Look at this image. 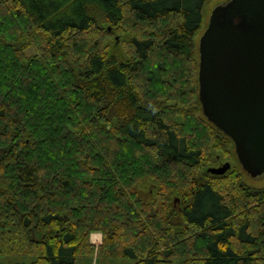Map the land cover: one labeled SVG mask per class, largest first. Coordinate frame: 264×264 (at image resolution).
<instances>
[{
    "label": "trees",
    "instance_id": "obj_1",
    "mask_svg": "<svg viewBox=\"0 0 264 264\" xmlns=\"http://www.w3.org/2000/svg\"><path fill=\"white\" fill-rule=\"evenodd\" d=\"M209 1L0 0L3 264H264V187L202 173L235 146L198 114Z\"/></svg>",
    "mask_w": 264,
    "mask_h": 264
},
{
    "label": "water",
    "instance_id": "obj_2",
    "mask_svg": "<svg viewBox=\"0 0 264 264\" xmlns=\"http://www.w3.org/2000/svg\"><path fill=\"white\" fill-rule=\"evenodd\" d=\"M203 113L232 138L245 171L264 173V0L217 5L199 41ZM227 163L210 171L223 174Z\"/></svg>",
    "mask_w": 264,
    "mask_h": 264
},
{
    "label": "rangeland",
    "instance_id": "obj_3",
    "mask_svg": "<svg viewBox=\"0 0 264 264\" xmlns=\"http://www.w3.org/2000/svg\"><path fill=\"white\" fill-rule=\"evenodd\" d=\"M227 1L228 0H210L205 5L203 29L196 36L197 46H199L200 37L208 25L210 15H211L213 9L217 5L226 3ZM165 24H167V23H165ZM105 27L108 28L109 30H111L110 26L105 25ZM113 30H114L113 37H108V38L106 37L105 38V45L108 46L107 50L111 54H116L119 57H127L129 54H128V46H127L126 41H128L131 38L130 37L131 33L126 32V31H120V29H117V28H114ZM27 53L29 56H34L37 53V51L33 47H28ZM198 100H200V98ZM200 102H201V100H200ZM201 106L198 107V114L199 115H203V107L201 108ZM218 144L220 147L217 148L218 150L216 149L213 151L211 162H208L205 166L202 167V169H203L202 173L203 172L209 173V172H211L210 168L221 167L227 163H231V167L229 168L231 171H233L234 169H238L239 171L242 172L243 166L239 161V158H238V155H237V152H236V149H235L233 142H232V144L227 145V147H226L227 152L226 151L223 152V149L221 147V143H218ZM211 173L216 174L213 172H211ZM247 174L244 173V177L246 179L248 186H251L254 188L264 187V173L257 176V177H253V176H251L249 174L247 175ZM182 200H183L182 197H180L179 195H175V196H173L172 203L174 206L180 207L183 205ZM97 234L100 237V239H96L95 241L91 240V243L93 242L92 244H94L96 247L95 250H97V248L103 242V234L101 232H95L94 236ZM92 237H93V234H92ZM7 261H8L7 258H3V257L0 258V264L6 263ZM181 261L182 260H180L179 258H176L174 260V264H179ZM77 263L78 264H133V259H130L128 257H117V256L116 257H110V256H107L105 254L97 255L95 253L93 255H85V256L79 257L77 260Z\"/></svg>",
    "mask_w": 264,
    "mask_h": 264
},
{
    "label": "crops",
    "instance_id": "obj_4",
    "mask_svg": "<svg viewBox=\"0 0 264 264\" xmlns=\"http://www.w3.org/2000/svg\"><path fill=\"white\" fill-rule=\"evenodd\" d=\"M95 233H93V235H94ZM98 235V234H97ZM94 237V236H93ZM93 237H91V240H93ZM99 239H100V237H98ZM96 240V239H95ZM78 260V259H77ZM78 264V263H77Z\"/></svg>",
    "mask_w": 264,
    "mask_h": 264
}]
</instances>
